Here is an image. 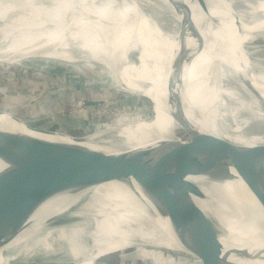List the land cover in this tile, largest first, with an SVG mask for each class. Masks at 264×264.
Returning <instances> with one entry per match:
<instances>
[{"label": "bare ground", "instance_id": "bare-ground-1", "mask_svg": "<svg viewBox=\"0 0 264 264\" xmlns=\"http://www.w3.org/2000/svg\"><path fill=\"white\" fill-rule=\"evenodd\" d=\"M164 1L0 0V59L9 60L4 55L7 50L36 67L92 71L97 79L114 88L135 94L143 91L158 108L154 122H137L138 127L131 126L134 131L127 137L122 136L125 127L120 131L118 126L111 128L122 136L116 144L91 135L77 140L64 132L43 138L106 153L182 138L178 132L185 136L186 128L174 120L166 102L164 74L168 65L182 75L186 89L184 110L194 120L192 127L211 134L224 161H231L224 140L264 143V132L246 136L240 132L245 125L249 128L255 120H264V56H254L259 44L264 43V0H206L207 13L196 0H174L181 7L176 10L168 5L181 15L177 14L174 31L163 29L145 9L146 4L159 8ZM185 4L190 6L188 14L191 12L190 17L202 33L204 45L197 55H186L176 67ZM186 43L191 50L198 45L191 36L186 37ZM70 58L94 67L86 68ZM48 67L44 68L60 73ZM252 87L260 93L261 102L250 90ZM26 125V121L0 114V127L4 129L37 137L44 130H31ZM153 126L159 132L147 134ZM5 166L0 160V170ZM235 168L227 166L225 180L187 178L204 193L205 198L196 201L218 217L224 252L232 246H264V209ZM150 193L143 191L133 177L56 192L37 209L27 212L26 224L8 243L0 245V264H101L97 257L128 248L133 252L124 257H137L148 264L176 263L170 256L154 251L152 245L173 250L178 264H201L180 243L168 216L152 201L155 198L151 199ZM212 195L217 201L212 200ZM253 261L264 264V260Z\"/></svg>", "mask_w": 264, "mask_h": 264}, {"label": "water", "instance_id": "water-1", "mask_svg": "<svg viewBox=\"0 0 264 264\" xmlns=\"http://www.w3.org/2000/svg\"><path fill=\"white\" fill-rule=\"evenodd\" d=\"M196 1L207 13L206 0ZM164 3L167 8H181L174 0ZM184 9L186 13L180 17L184 26L181 25L179 33L176 67L181 65L186 55L191 58L197 55L204 45L202 33L190 17L191 12L188 14L190 6L185 4ZM175 13L181 16L179 10ZM188 36L198 44L193 50L186 43ZM167 68L164 74L166 102L170 105L171 116L187 131L180 139L169 138L106 153L75 143L0 127V160L6 164L0 170V245L17 235L29 218L27 212L37 209L48 196L63 190L75 191L89 183L133 177L143 191L151 192L150 198L154 197L155 201H152L168 216L180 243L196 255L201 264H257L253 260H264V246L253 249L232 246L224 252V234L218 217L196 201V198H205L204 193L198 184L187 179L189 176H207L225 180L228 179L225 171L227 166L235 165L238 175L264 209V143L237 144L224 140L231 160L229 163L224 161L211 134L192 127L195 125L194 120L184 110L186 89L183 87L182 75L168 65ZM145 85L149 87L150 83L146 81ZM250 90L262 100L260 93L253 87ZM137 95L150 101L143 91H138ZM0 114L23 119L33 130L42 127L44 132H64L77 140L87 135H94L95 139H107L116 134L114 130H106L110 125L129 124L125 120L121 122L113 119L90 122L88 118L65 114L44 104L28 106L20 96L7 93L0 95ZM141 115L145 123L154 122L152 106L149 115ZM41 119L72 121L69 124L71 129L68 126L64 128L61 123L57 124L59 128H50L46 123L39 124ZM156 132L159 130L153 126L147 134ZM240 132L245 136L252 135L244 128ZM215 196L212 195V200L217 201ZM152 247L178 264L173 250Z\"/></svg>", "mask_w": 264, "mask_h": 264}, {"label": "rangeland", "instance_id": "rangeland-1", "mask_svg": "<svg viewBox=\"0 0 264 264\" xmlns=\"http://www.w3.org/2000/svg\"><path fill=\"white\" fill-rule=\"evenodd\" d=\"M145 9L152 15L153 19L160 23L163 29L167 31L175 30L177 26V14L172 12L170 8H167L164 5L155 8V6L146 4ZM257 48L258 50L254 56H264V43L259 44ZM1 52L3 51H0V53ZM4 55L9 60L0 59V95L2 93L18 95L26 102V104H28V106H31V104H44L56 111H62L65 114L75 116L80 115L81 117L88 118L90 122L93 120H100L103 122L111 119L119 120L121 122L125 120L129 125L124 123V125L119 124L118 126L117 124L108 127V129H111L118 126L120 127L119 131L123 130L125 127L126 132L122 134L124 137H127L128 134L134 131L131 126L136 129L138 127L137 122L144 120L141 115L142 113L146 115L151 113V106L153 116L155 117L158 114L157 105L152 101L150 102L148 99L130 91L114 88L113 86L106 84L105 81L99 78L97 79L92 71L84 70L82 73L73 71L68 67L59 69L44 65V67H48L50 70L52 69L53 71L57 70L60 72L55 74L52 71L46 70L44 67L32 66L31 63L21 61L12 51L9 53L5 50ZM71 60H75L77 64L85 66L86 68L92 69L94 67L93 64L89 62L79 59ZM42 63L43 62H39V65ZM85 84L87 86H85ZM261 106L264 111V102L261 103ZM238 120H241V116L238 117ZM20 121L25 122L23 119H20ZM71 122L72 121L62 122L59 120L52 121L51 119H41L38 123H46L50 128H59L57 124L61 123L64 128H67L68 126V128L71 129L69 126ZM243 128L248 133H254L257 131L264 132V120H255L253 124H250L249 128L246 125ZM40 135V137L43 138L51 136L53 133H47L42 130ZM178 135L182 137L184 132L179 131ZM89 136L90 135H87V137ZM93 136L94 135H91V137ZM122 136L121 134L117 135L116 133L113 138L108 140L101 138V140L110 144H116V141L118 139L120 140ZM132 252L133 248H128L125 251H115L106 256L101 255L97 257L96 260L101 264H105V262H108V264H110L109 262H111V264H148L146 261L144 262L137 257H124Z\"/></svg>", "mask_w": 264, "mask_h": 264}]
</instances>
